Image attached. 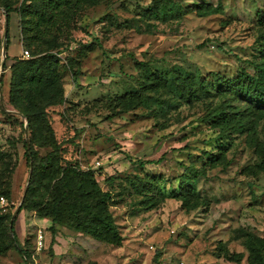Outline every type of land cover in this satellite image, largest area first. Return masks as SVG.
Returning <instances> with one entry per match:
<instances>
[{"label":"rangeland","instance_id":"1","mask_svg":"<svg viewBox=\"0 0 264 264\" xmlns=\"http://www.w3.org/2000/svg\"><path fill=\"white\" fill-rule=\"evenodd\" d=\"M174 1L180 3V11L165 16L145 11L151 0H109L90 6L79 14L72 41L57 54L66 71L62 78L65 100L48 108L47 114L62 148L60 162L76 161L80 168L92 169L99 187L109 189L114 201L118 200L109 210L122 233L120 245L95 243L82 238L85 235L75 238L67 228L56 225L50 247V221L46 218L47 226L35 222L27 229L24 215L29 219L26 214L34 212H19L10 219L19 226L17 232L13 222L16 242L29 253V262L10 248L0 253V264H234L223 259L213 263L221 242L229 251L243 249L240 238H231L234 229L245 228L264 237V162L260 153L264 150V117L254 119L252 131L221 132L206 118L207 113L223 99L229 104L227 109L239 106L236 98L202 96L189 103L166 105L161 102L165 97L162 81L152 82L154 86L144 92L146 104L129 108L117 103L136 88L144 70L154 74L185 70L204 79L211 73L233 80L242 79V73L255 74L254 66L262 61L264 49V0ZM206 4H218L219 9L199 15L195 9L203 10ZM17 19L16 13H8L4 59L5 20L0 9V65L4 64L0 148L6 152L11 151L7 139L24 138L18 125L21 118L7 103L4 71L10 65L8 59L19 57L25 48ZM70 71H77V76ZM218 148L223 149V156L205 164L203 152L213 155ZM15 150L10 202L3 198L0 203V212L11 215L20 203L28 175L21 142L15 144ZM37 151L43 154L47 149ZM158 157L157 163L137 164V160ZM189 163L202 166L204 173L195 184L199 195L209 201L206 211L198 208L184 213L179 201L171 197L152 209L138 208L140 196L131 192L125 177L154 174L164 195L169 196ZM109 175L111 183L105 180ZM36 228L43 231L40 251L33 248ZM245 255L243 252L239 264H245Z\"/></svg>","mask_w":264,"mask_h":264},{"label":"trees","instance_id":"2","mask_svg":"<svg viewBox=\"0 0 264 264\" xmlns=\"http://www.w3.org/2000/svg\"><path fill=\"white\" fill-rule=\"evenodd\" d=\"M106 1L109 0H0V9L5 20V51L8 44L9 12L16 13L20 43L27 52L30 51L29 57H14L8 66L7 103L14 114L21 118L18 125L23 134L25 127L26 137L20 141L7 139L10 152L0 148V197L5 198L9 204L11 177L17 164L15 144L21 142L22 156L29 176L27 175V184L23 188L16 213L20 210L32 211L39 217L47 218L50 221V247L54 243L56 225L112 246H119L122 240L109 210L118 200L114 201L109 189L99 187L92 169H82L76 161L61 164L62 148L50 126L47 114L48 108L60 105L65 100L62 78L66 71L57 54L72 41L71 31L76 29L79 14L90 6ZM151 2L146 5L145 11L154 16H165L180 11V3L174 0ZM218 9V4L215 7L206 4L203 10L198 7L195 10L199 15H204L215 13ZM261 56L262 61L254 66V75L242 73L243 78L236 80L224 78L218 73H211L209 79H204L199 73H188L185 70H160L157 74L144 70L142 72H145V75L141 74L140 79H137L136 88L126 92L117 103L129 108H134L140 103L146 104L148 98L144 92L154 86L152 82L162 81L165 97L161 102L166 105L189 103L202 96L236 98L239 106L227 109L229 104L226 105V100L223 99L221 103L211 107L206 118L221 132L252 131L254 119L264 117V49ZM4 59H7L6 54ZM136 63L138 66L143 65L142 62ZM1 65L4 69V64ZM70 75L77 76V71H70ZM2 112L9 115L8 111ZM253 144L258 146L257 143ZM37 148H45L47 151L39 154ZM218 149L213 155L204 151L203 162L213 164L218 161L223 156V149ZM260 153L264 162V150ZM160 160L161 157L137 160V164L141 167L144 163H157ZM201 169L202 166L196 167L193 163L184 166L177 180V188L169 196L164 195L156 183L154 174L133 175L125 177L124 181L130 186L132 193L140 196L137 201L138 208L152 209L165 198L171 197L179 201V207L184 213L198 208L206 211L209 201L199 195L195 184L198 176L204 173ZM111 176L105 180L111 183ZM121 193L120 191L117 194ZM10 217V212H0V253L14 248L29 262V253L21 249L16 242L13 231L14 218ZM232 238L241 239L240 245L246 253V264H264L263 236L245 228H237L234 229ZM221 244L223 246L220 245L221 248L215 251L216 256L238 264L243 253L229 251L225 243ZM89 264L96 263L90 261Z\"/></svg>","mask_w":264,"mask_h":264},{"label":"crops","instance_id":"3","mask_svg":"<svg viewBox=\"0 0 264 264\" xmlns=\"http://www.w3.org/2000/svg\"><path fill=\"white\" fill-rule=\"evenodd\" d=\"M8 61L10 62V64H11V62H12V58H10V59H8ZM9 66V65H8ZM5 71V76H7V88H8V80H9V70H8V67H6V69L4 70ZM6 96H7V93H6ZM19 212H23V214H26L27 212L26 211H24V210H20ZM18 212V213H19ZM29 214V216H30V218L28 219H26V216L24 215V223H25V226L27 227V229H28V227L29 226H31V225H33V224H35V222H40V223H42V222H44L45 224H46V226L49 224L48 223V220L46 219V218H40V217H38V216H34V213H27L26 215H28ZM33 214V215H32ZM14 226H15V228H16V230H17V232H19L18 230V227L19 226H16L15 225V222H14ZM67 233L69 234V236H72V237H75V238H79V236H82V234L81 233H78V232H74V231H72V230H69V229H67ZM120 234H122V233H120ZM22 236L24 237L25 236V233L23 232V234H22ZM122 236V235H121ZM82 238H89L92 242H95V243H102V242H99V241H96V240H94V239H92V238H90V237H88V236H82ZM232 238V237H231ZM122 239H123V237H122ZM233 239V238H232ZM122 241V240H121ZM67 244V243H66ZM54 245V244H53ZM45 247H46V244H45ZM53 248V247H52ZM68 248V247H67ZM243 248V247H242ZM236 252H241V253H243V252H245L244 251V249H240V250H236ZM215 254V253H214ZM245 257V256H244ZM243 258V257H242ZM221 259H223V260H225L224 258H222V257H217L216 256V254H215V256H213V263L215 262H217V260H221ZM244 260H245V258H244ZM225 261H227V260H225ZM242 260H240V262H241ZM228 262H232V261H228ZM239 262V263H240ZM96 263V262H95ZM232 263H234V262H232ZM238 263V264H239ZM244 263L246 264V261H244ZM234 264H236V263H234Z\"/></svg>","mask_w":264,"mask_h":264},{"label":"built area","instance_id":"4","mask_svg":"<svg viewBox=\"0 0 264 264\" xmlns=\"http://www.w3.org/2000/svg\"><path fill=\"white\" fill-rule=\"evenodd\" d=\"M28 52L25 49L21 50V56L26 57ZM3 202V197H0V203ZM34 241H33V248L35 251H40L43 247V231L41 228H36L34 231Z\"/></svg>","mask_w":264,"mask_h":264},{"label":"water","instance_id":"5","mask_svg":"<svg viewBox=\"0 0 264 264\" xmlns=\"http://www.w3.org/2000/svg\"><path fill=\"white\" fill-rule=\"evenodd\" d=\"M1 55H2V58H4V56H5V44L4 43L2 44V47H1ZM2 72H3V68H2V65H0V77H1ZM1 104H2V102H1ZM24 137H26V129H25V127H24ZM29 170H30V166H29ZM28 176H29V172H28ZM28 176H27V178H28ZM26 184H27V181H26ZM17 210H18V207L15 208V210L12 213L11 216H13L17 212Z\"/></svg>","mask_w":264,"mask_h":264}]
</instances>
